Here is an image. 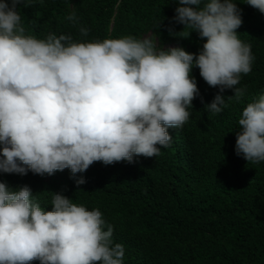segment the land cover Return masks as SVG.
Here are the masks:
<instances>
[{"label": "clouds", "instance_id": "9594fccd", "mask_svg": "<svg viewBox=\"0 0 264 264\" xmlns=\"http://www.w3.org/2000/svg\"><path fill=\"white\" fill-rule=\"evenodd\" d=\"M177 2L173 19L189 35L206 38L199 53L158 49L151 39L133 36L89 42L49 33L37 39L25 34L18 12L26 0H0V172L70 169L75 177L98 161L157 157L171 142L167 129L190 118L199 95L193 67L219 88L205 105L209 112L227 106L225 89L240 98L244 89L236 86L254 56L237 35L236 0ZM243 2L264 14V0ZM79 31L88 34L85 27ZM238 124L236 154L264 162V95L247 105ZM52 205L46 211L29 186L13 190L0 181V264H123L124 247L113 243L114 229L100 209L63 193H55Z\"/></svg>", "mask_w": 264, "mask_h": 264}, {"label": "trees", "instance_id": "16d2710c", "mask_svg": "<svg viewBox=\"0 0 264 264\" xmlns=\"http://www.w3.org/2000/svg\"><path fill=\"white\" fill-rule=\"evenodd\" d=\"M236 3L242 16L237 35L251 45L254 60L236 86L244 94L222 93L227 106L221 113L205 109L219 88L193 67L199 95L190 118L167 129L171 142L157 157L98 161L75 177L70 169L52 175L0 172V181L13 190L29 186L33 201L46 211L55 193L100 209L114 229L113 243L124 247L123 264H264V162H248L235 151L243 110L264 95V14L243 0ZM26 5L18 7L21 22L25 34L37 39L49 33L89 42L133 36L151 39L158 49L173 45L190 53H199L206 40L173 19L177 0H26ZM71 13L75 22L67 19ZM80 27L88 29L87 36ZM81 177L86 182L78 185Z\"/></svg>", "mask_w": 264, "mask_h": 264}, {"label": "rangeland", "instance_id": "374dc122", "mask_svg": "<svg viewBox=\"0 0 264 264\" xmlns=\"http://www.w3.org/2000/svg\"><path fill=\"white\" fill-rule=\"evenodd\" d=\"M173 47V45H166L165 48Z\"/></svg>", "mask_w": 264, "mask_h": 264}, {"label": "bare ground", "instance_id": "6f19581e", "mask_svg": "<svg viewBox=\"0 0 264 264\" xmlns=\"http://www.w3.org/2000/svg\"><path fill=\"white\" fill-rule=\"evenodd\" d=\"M234 164V163H233ZM235 174V173H234Z\"/></svg>", "mask_w": 264, "mask_h": 264}]
</instances>
